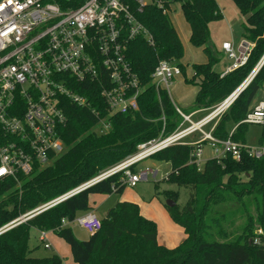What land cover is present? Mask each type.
Segmentation results:
<instances>
[{"label":"trees","instance_id":"1","mask_svg":"<svg viewBox=\"0 0 264 264\" xmlns=\"http://www.w3.org/2000/svg\"><path fill=\"white\" fill-rule=\"evenodd\" d=\"M175 1L189 26L190 44L200 48L206 58L192 63V74L184 81L198 90L191 105L180 110L185 114L197 109L210 111L247 78L264 54V0H231L246 16L242 36L253 46L245 64L223 76L214 68L223 51L213 50L208 44L209 24L222 18L216 1ZM138 18L153 37V45L143 36L135 37L126 52L145 85L138 99L139 109L109 115L97 81H72L75 92L87 94L90 106L63 99L67 118L59 128L63 151L46 166L35 164L28 175L18 173L16 179H0V226L120 163L136 151L139 143L157 137L162 129L168 135L181 122L167 91H156L151 84V73L160 59L176 61L184 73L185 65L180 62L184 56L182 41L168 14L155 4L144 6ZM259 89H264V62L220 116L212 132L215 137L225 139L233 128L231 139L244 142L248 124L242 120ZM100 117H107L111 124L104 133L93 131ZM228 121L235 123L230 129L225 126ZM262 126L260 144H264ZM192 148L174 144L150 156L168 162L170 171L162 180L177 189L184 187L186 192L181 206L176 203L179 190L155 192V196L162 194L175 202L173 206L163 202V206L186 235L176 246L158 244L156 223L140 213L137 203L128 200H119L108 208L100 217V228L86 239L74 235L70 223L92 209L91 195L123 192L126 175L120 170L1 233L0 264L63 263L56 253L33 255L36 246L29 245L31 229L58 235L77 264H264V156L256 158L243 152L235 160L226 155L220 160L207 159L198 168L189 162ZM128 169L135 171L133 165ZM154 189H158V182ZM257 229L262 230L259 244L253 242Z\"/></svg>","mask_w":264,"mask_h":264},{"label":"built area","instance_id":"2","mask_svg":"<svg viewBox=\"0 0 264 264\" xmlns=\"http://www.w3.org/2000/svg\"><path fill=\"white\" fill-rule=\"evenodd\" d=\"M151 3L168 16L178 4L175 0H0V179L16 178L18 173L28 175L35 164L46 166L63 151L59 134L67 121L63 99L90 106L87 94L75 92L70 86L72 81H97L109 115L139 109L142 85L126 52L137 36L153 45L152 34L138 18L143 7ZM252 46L242 38L236 53L229 40L223 41L222 50L231 61L220 76L244 65ZM180 74L176 61L160 59L151 73V84L156 91L163 89L169 94L174 78ZM234 99L229 94L195 122L175 105L182 120L173 132L163 135L162 129L157 139L137 145V151L117 165L0 226V234L114 172L123 170L128 186H135L149 174L155 176L156 171L151 169L137 173L128 167L170 145L194 146L206 139L217 159L230 155L239 160L243 150L249 156L261 157L264 145L251 148L232 140L233 128L225 139L212 135L214 123ZM211 122L209 131H203L202 127ZM242 122L264 125V90ZM184 123L187 124L183 126ZM110 129L107 117H100L93 131L104 133ZM197 129L202 138L187 140ZM189 162L201 168L204 160L199 145L190 151ZM73 222L90 234L101 225L93 210L78 215ZM37 232L38 240L50 248L47 231ZM261 234L262 230L257 229L255 244L260 243Z\"/></svg>","mask_w":264,"mask_h":264},{"label":"rangeland","instance_id":"3","mask_svg":"<svg viewBox=\"0 0 264 264\" xmlns=\"http://www.w3.org/2000/svg\"><path fill=\"white\" fill-rule=\"evenodd\" d=\"M215 1L218 5L219 9L222 12V18L220 20L213 21L209 24L210 37H209L208 44L210 45V47L213 50H221L222 51V49L220 48V44L222 43L221 41L223 39H228L231 42L232 47L235 50V52L238 53V45H239L240 40L243 38V36H242L243 31H244L243 25L246 21V16L242 15L237 10V8L235 7V5L232 3L231 0H215ZM174 6H176V4H174ZM169 18H170V21H171L173 27L175 28L176 32L180 36V39H181L183 47H184V56L180 60V62L185 65V73H187L189 71V69L191 68L192 63L204 60L205 55L200 48L194 47L190 44V42L188 40L189 26L184 19L182 10L179 7L178 8L176 7V9L174 11L172 10L169 13ZM230 61H231V59H228L227 56L225 54H223L221 59L219 60V62H217L214 65L215 70L222 72L225 69L226 64L229 63ZM179 76H182V77H179ZM179 76H176L175 82L173 81L174 83L170 86L169 93H170V97H171L172 101L174 102V104H176L177 106H179L181 108H186L185 100L189 97L191 91L193 92L194 89H193L192 85L184 83L183 73L180 74ZM140 83H141V81H140ZM141 85H142V90H141V93H142L143 90L145 89V85H143L142 83H141ZM263 90L264 89H259L256 92V94L254 95V98L251 102V105H254L257 103V101L262 96ZM141 93H140V95H141ZM140 95H139V97H140ZM139 97H138V99H139ZM189 105H191V104H189ZM208 111L209 110L206 109V110L202 111L199 115L194 116V117L192 116L191 119L196 120L199 116L206 114ZM212 123L213 122L208 124L209 128H208V126H206V127L203 126L202 130L205 132H208L210 129V125H212ZM186 124L187 123H184L183 126H185ZM216 124L214 123V127ZM234 124L235 123H233L232 121L226 122V124H225L226 129H230ZM262 127L263 126L261 124H248V126L244 132V142H241V143L243 145H245L247 147H251V148H256V147L264 145V144H260L258 142V138L261 134ZM160 134H161V132H160ZM162 134L165 135L164 133H162ZM192 134H195V137H198V139L199 138L201 139L203 136L202 133L198 129L195 130ZM159 135L155 138L157 139L159 137ZM188 138L189 137H187V140H189ZM152 139H154V138H152ZM198 139H196V140H198ZM196 140H192V141H196ZM147 141H149V140H147ZM147 141H144V142H147ZM238 142H240V141H238ZM141 143H143V142H141ZM141 143H139V144H141ZM198 145L201 148L202 158L204 161H206L207 159H211V158L217 159L214 156V150L208 144V140H206V139L201 140L200 144H196V145L194 144L193 148L198 146ZM136 151H137V149H136ZM243 152H245V150H243L241 152V154ZM210 154H211L210 157L204 159V156H207ZM151 155L142 159L141 161L133 163L132 165L135 168L134 172L139 173L143 170L151 169L153 171H156V175L152 176V174H149L147 179L139 180L135 186H128L127 185L121 194L112 193V194L106 195L105 199H103L100 204H97V207L95 208V213L99 217H102L105 213V210L110 208L111 206H113L119 200H123L124 198L131 199V200H137L140 213L143 216H147L148 218H151L156 223L157 236L161 239V241L164 242V240H166L167 242H174L178 239V237L181 235V233H177L175 231V230H179V229H177V227L174 225V222L170 219L168 213L166 212V210L163 206V202H165L166 198L163 197L162 194L155 196V192H161L164 189H166V190L167 189L168 190H179V198L176 202L178 206H181L184 203V201L186 199V194H185L186 192H185L184 187H180L179 189H177V187L175 185L162 180L169 173L170 164L168 162H165V161L154 160V159L150 158ZM263 156L264 155H262L261 157H263ZM221 158H223V157H221ZM217 160H220V158ZM202 165L203 164H201V167H202ZM130 172H132V171H130ZM155 182H158V189L157 190L154 189ZM52 199H50V200H52ZM50 200H48V201H50ZM48 201H46V202H48ZM40 205L41 204L37 205L36 207H38ZM36 207H34V208H36ZM33 209H31V210H33ZM31 210H29L27 212H30ZM27 212H25L24 214H26ZM24 214H22V215H24ZM22 215H20V216H22ZM20 216H18V217H20ZM70 226L72 227L74 235L78 239L84 240L90 234L84 228L78 226L75 222H71ZM48 233L49 232L47 231V235H48ZM49 236H50V239H49ZM47 237H48V241L52 245L50 248H45L43 246V244L38 240L37 230L31 229L30 238H29V245L34 246V247L36 246V248L33 250L34 256H40L41 257V256H48V255H51L53 253H56V251L54 250L55 246H53V244H52L51 237L54 239H57L65 248L68 249V245L55 233L50 232V235H48ZM165 244H170V243H165ZM65 260H66V258H63L64 262H65Z\"/></svg>","mask_w":264,"mask_h":264},{"label":"crops","instance_id":"4","mask_svg":"<svg viewBox=\"0 0 264 264\" xmlns=\"http://www.w3.org/2000/svg\"><path fill=\"white\" fill-rule=\"evenodd\" d=\"M177 8L179 7V5L177 4V6H176ZM180 37V36H179ZM225 40H228V39H223L221 42H223V41H225ZM220 48L222 49V47H221V44H220ZM223 51V50H222ZM223 54H224V52H223ZM206 59V58H205ZM205 59L204 60H201V61H198V62H203V61H205ZM228 64V63H227ZM226 64V65H227ZM225 66V65H224ZM221 73V72H220ZM182 74V73H181ZM191 74H192V69L190 68L189 69V71L187 72V73H185V71H184V73H183V75H184V78H183V80L185 79V77H190L191 76ZM179 76V75H178ZM179 77H182V76H179ZM176 78V77H175ZM175 78H174V82H175ZM174 82H172V84L174 83ZM184 83L185 84H189V83H186L185 81H184ZM190 85H192V87H193V92L191 91V93H190V95H189V97L185 100V102H186V108H187V106H189V104H191L192 102H193V100H194V97H195V94H196V92H197V90H198V87L196 86V85H193V84H191L190 83ZM170 94V93H169ZM170 96V95H169ZM171 98V97H170ZM172 100V99H171ZM173 102V101H172ZM174 103V102H173ZM174 105H176V104H174ZM177 106V105H176ZM177 107H179V106H177ZM180 109H181V107H179ZM204 110H206V109H197V110H194V111H191L190 113H188V114H190L191 116V118H192V116L194 117V116H197V115H199L202 111H204ZM208 113V112H207ZM206 113V114H207ZM206 114H204V115H206ZM204 115H202V116H199L196 120H192L191 118V120L193 121V122H195V121H197V120H199L201 117H203ZM206 126H208V128H209V125H206ZM206 126H204V127H206ZM189 140H196V139H198V137H195V134H192L191 136H189V138H188ZM211 156V154L210 155H207V156H204V159H206V158H208V157H210ZM91 198H90V204H91V206H92V209L91 210H93V211H95V208L97 207V204H100L101 203V201L103 200V199H105V197H106V195H102V194H93V195H91L90 196ZM123 200H128V201H133V202H135V203H137L138 204V201L137 200H131V199H127V198H124ZM107 210V209H106ZM106 210H105V212H106ZM167 212V211H166ZM145 217H147V216H145ZM148 218V217H147ZM149 219H151V218H149ZM171 219V218H170ZM174 225L177 227V229H179V230H175L177 233H181V235L178 237V239L176 240V241H174V242H167L166 240H164V242L165 243H170V244H165L163 241H161V239L157 236V243L158 244H160V245H163V246H166V247H168V248H171V247H174V246H176L186 235H185V233H184V230H183V228L182 227H180L179 225H177L176 223H174ZM180 231V232H179ZM48 235H50V232L48 233ZM49 239H50V236H49ZM51 240H52V244H53V246H55L54 247V250L56 251V254H58L61 258H62V261H63V258H66V260H65V262L63 261V263L64 264H77V263H75V262H73V260H72V257H71V253H70V249H69V246H68V249L67 248H65L57 239H54V238H52L51 237ZM51 245V244H50ZM52 246V245H51Z\"/></svg>","mask_w":264,"mask_h":264},{"label":"water","instance_id":"5","mask_svg":"<svg viewBox=\"0 0 264 264\" xmlns=\"http://www.w3.org/2000/svg\"><path fill=\"white\" fill-rule=\"evenodd\" d=\"M263 62H264V54L262 55L261 59L256 64V66L254 67V69L251 71V73L247 76V78L231 93L234 96V98H236V96L239 94V92L248 84V82L252 79V77L258 71L260 66L263 64ZM165 203L168 206L175 205V202L173 200H171V199H166Z\"/></svg>","mask_w":264,"mask_h":264}]
</instances>
